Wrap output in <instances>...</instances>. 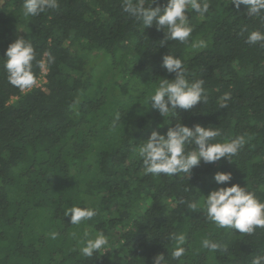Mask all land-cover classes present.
Here are the masks:
<instances>
[{"label": "trees", "instance_id": "16d2710c", "mask_svg": "<svg viewBox=\"0 0 264 264\" xmlns=\"http://www.w3.org/2000/svg\"><path fill=\"white\" fill-rule=\"evenodd\" d=\"M122 2L59 0L58 9L25 17L23 0H0V264H152L158 253L171 255L172 232L186 233L187 251L170 264H251L264 255V229L251 235L218 229L187 204L233 183L264 202V48L244 42L264 26L244 5L210 0L203 17L189 9L187 42L161 47L163 31L144 28L123 13ZM20 36L35 49L37 79L45 77L29 91L12 86L3 67L5 50ZM197 39L208 46L194 53ZM48 53L55 63L45 71L39 62ZM168 54L186 60L188 79L203 78L208 95L207 104L177 109L171 125L142 105L160 78H174L162 67ZM225 93L231 100L220 109ZM177 119L190 128H219L214 142L242 135L247 143L232 161L201 163L189 178L144 174L139 146L157 125L166 132ZM218 171L232 180L217 185ZM78 205L97 215L73 226L63 210ZM52 231L56 240L48 237ZM84 231L103 232L109 248L83 256ZM205 238L226 251L202 248Z\"/></svg>", "mask_w": 264, "mask_h": 264}, {"label": "clouds", "instance_id": "9594fccd", "mask_svg": "<svg viewBox=\"0 0 264 264\" xmlns=\"http://www.w3.org/2000/svg\"><path fill=\"white\" fill-rule=\"evenodd\" d=\"M156 4L155 7L153 5ZM232 5L237 9L244 5L248 16H255L264 26V0H232ZM59 8V0H23V15L36 17L47 10ZM210 0H166L160 5L157 0H123L121 9L123 13L140 22L144 28L155 26L163 31L164 38L159 45L164 47L169 41L185 43L193 33V26L189 23L188 11L191 9L203 17L209 12ZM166 30V31H165ZM248 45H258L264 48V31L252 30L244 41ZM208 42L197 39L190 45L193 52L205 49ZM47 60L40 61L39 66L47 71V66L55 63V57L46 54ZM3 67L7 73L9 83L21 91H29L37 83L33 72V61L36 60L35 49L31 41L23 36L16 38L5 50ZM187 62L183 58L168 54L162 57V67L168 73H174L173 79L160 78L151 94L146 98L145 106L150 105L161 117L167 118L164 124L171 125L169 117L175 116L177 109L192 110L196 105L207 104L208 95L204 87V79L190 81ZM231 100V93H225L219 104L220 109H226ZM121 113H116L113 123L120 122ZM157 125L150 135L138 148V155L142 160L144 174L154 177L161 175L171 177L183 174L189 178L192 170L201 163L214 164L222 158L232 161L247 143L244 136H236L225 142H214L222 133L219 128L204 127L199 124L191 128L179 119L169 126L166 132L158 129ZM213 180L217 185H226L232 180L230 172H216ZM186 192L190 190L185 187ZM200 201L189 202L188 210L201 212L204 218L214 223L218 229H230L239 234H254L256 229H264V202H261L247 187L239 184L218 187L206 196L201 195ZM180 203H185L181 200ZM63 215L70 218L73 226L92 220L97 215V209L86 206H68L63 210ZM73 238H77L75 232ZM59 233L52 231L48 237L56 240ZM168 240L173 243V250L168 259L162 253L152 258V264H170L172 260L180 261L186 254L187 235L185 232H172ZM80 253L87 258H92L97 253H103L109 248L108 237L103 232H98L93 237L84 231L78 238ZM201 247L209 252L226 251V246L211 239L201 241ZM251 264H264V255H257Z\"/></svg>", "mask_w": 264, "mask_h": 264}, {"label": "built area", "instance_id": "2783aa9c", "mask_svg": "<svg viewBox=\"0 0 264 264\" xmlns=\"http://www.w3.org/2000/svg\"><path fill=\"white\" fill-rule=\"evenodd\" d=\"M44 73H45V72H44ZM37 80H38V83H37L36 86H40L41 83L45 81V77H44V75L42 74Z\"/></svg>", "mask_w": 264, "mask_h": 264}]
</instances>
